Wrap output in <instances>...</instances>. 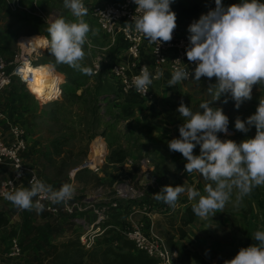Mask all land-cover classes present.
<instances>
[{
	"label": "rangeland",
	"instance_id": "rangeland-1",
	"mask_svg": "<svg viewBox=\"0 0 264 264\" xmlns=\"http://www.w3.org/2000/svg\"><path fill=\"white\" fill-rule=\"evenodd\" d=\"M8 1L3 0L4 4H0V53L6 59L13 60L19 50L25 49L28 52L25 47V41L29 39L27 37H38L34 39L43 40L44 47L34 53L28 52L29 59L32 63L50 65L52 80L48 83L49 87L55 81L58 84L53 96L49 99L40 98L34 94L42 96L48 84L42 90L31 85L28 88L14 75L9 85L0 92V109L4 118L9 122L22 124L27 129L28 152L25 153L24 162L35 168L41 182L53 189H58L63 183L71 184V197L74 198L97 194L111 199L115 181L123 182L128 179L127 174L132 173L135 179L132 181L137 185L141 184L149 197L165 184L191 185L204 194V185L208 181L195 172H184L185 158L179 152L169 151L167 141L178 137L177 126L183 120L176 112L178 103L183 100L191 110H199L201 100L211 99L208 87L211 86L209 83L215 82V78L208 80L201 77L200 81L190 79L176 94L171 93L154 103H141L134 108L133 114L124 118L121 112L111 110L108 100L111 90L101 74H84L66 64H56L54 57L45 48L48 39L46 28L50 18L61 16L66 21L76 19L70 9L64 7L63 0H38L37 7L31 10L27 6L14 10L11 7L15 1L10 0V5L7 4ZM233 2L235 0H222L226 5ZM181 3L186 7L197 4L200 8L195 16L175 27L177 32L187 36V25L213 7V0H181ZM84 20L90 30L82 46L85 55L80 63L92 69V62L102 52V46H107L111 39L101 38L97 32L93 34V29H97L95 23L87 16ZM93 37L94 40L91 39ZM116 44L120 45L118 37ZM114 47L115 44L108 50ZM107 55L110 58L114 56L109 51ZM18 62L16 69L20 67V61ZM99 75L101 77H96ZM260 97H264V86L253 85L251 99L242 102L238 109L233 107L231 99L227 103L221 102L223 98L212 101V106L220 107L227 115L228 126L232 130L229 137L218 136L238 142L254 135V127L241 132L234 128L233 122L237 117L243 120L251 114ZM128 104L126 97L120 102L121 106ZM6 125L8 124L4 123L0 127L5 128ZM122 150L125 153L123 161H108L110 158H118ZM193 153L198 154V146L193 149ZM138 156L148 159V162L140 164ZM129 159L132 161L128 162ZM85 161H88L89 167L79 169ZM7 171V175L12 173ZM137 177L142 178V183H138ZM235 196L234 188L223 209L206 218L196 216L188 226L181 225L180 217L186 214L187 206L195 200L189 201L186 193L178 196L175 206L161 210L160 213L155 212L158 207L154 206L150 215L137 214L134 221L145 230L153 223L154 232L166 241L171 240L169 246L177 251V261H181V264H195L188 252L199 253L212 264H223L239 247L255 243L252 240L255 230H264V185L254 187L239 203H234ZM10 205L16 207L12 203L0 204L5 208ZM23 211L26 212L19 216H15L13 211L9 215L12 221L5 225L8 240L4 247L0 244V248L5 251L10 240L16 238L22 253L15 259L4 260L3 264H39L40 260L45 264V259H42L51 245L75 239L80 228L82 230V226L70 217L60 219L37 212L33 208ZM115 217L113 214L111 220ZM41 223L49 227L59 226L52 228L53 232L46 234L45 240L38 238L35 244V239L42 233ZM178 228L186 232L183 239L177 235ZM116 238L119 240L122 237ZM46 240L51 244H44Z\"/></svg>",
	"mask_w": 264,
	"mask_h": 264
},
{
	"label": "clouds",
	"instance_id": "clouds-1",
	"mask_svg": "<svg viewBox=\"0 0 264 264\" xmlns=\"http://www.w3.org/2000/svg\"><path fill=\"white\" fill-rule=\"evenodd\" d=\"M173 0H132L135 5L131 23L134 31L155 46L172 39L176 27L175 13L170 8ZM64 7L76 18L66 21L61 16L50 18L46 31L45 48L54 57L56 64H66L84 74L92 69L82 66L89 25L83 19L88 9L83 0H63ZM187 44L185 56L192 64L191 72L186 66L174 64L166 85L173 86L188 80H211L208 93L210 100H201L199 110L193 111L181 100L176 112L183 118L178 127V137L167 141L169 151L179 152L185 162L184 172L197 173L205 181L204 194L194 186L165 184L154 193L153 199L175 206L180 194L186 193L195 216L206 218L224 208L236 189L234 203L259 185H264V97L258 98L255 110L243 120L234 119L236 130L247 132L255 128V134L238 142L217 133H226L228 117L212 101L229 99L234 108L251 99L253 85L264 86V0H235L230 4L213 0V7L201 13L186 27ZM159 69L152 76L142 66L139 74L131 79L130 87L141 95L148 91L153 79H159ZM198 146V154L193 149ZM71 184L63 183L53 189L39 180L30 187H19L13 191H0V197L20 209L39 208L33 197L46 196L58 203L70 199ZM247 246L239 247L236 253L223 264H264V230H255Z\"/></svg>",
	"mask_w": 264,
	"mask_h": 264
},
{
	"label": "built area",
	"instance_id": "built-area-1",
	"mask_svg": "<svg viewBox=\"0 0 264 264\" xmlns=\"http://www.w3.org/2000/svg\"><path fill=\"white\" fill-rule=\"evenodd\" d=\"M13 1L15 4L11 8L19 9L18 1ZM83 3L88 9L87 18L97 27L93 29V34L97 32L101 38L111 39L107 46H102V52L92 62V74H101L109 79L121 97H127L133 93L142 99L143 103H154L163 100L171 93L176 94L181 86L190 80L189 78L173 86L166 85L173 65L177 64L176 59L180 60L179 65L186 66L191 72L192 64L187 60L184 51L187 44L186 35L174 29L172 39L161 43L158 51H155V46L136 33L132 27L131 17L135 11L132 0H83ZM117 37L120 43L118 46ZM91 39L94 40V37ZM114 44L118 50L110 58L107 53L111 49H108ZM29 54L25 49H21L13 60H8L0 53V92L9 85L11 78L17 75L18 69L25 60L30 61ZM18 61H20V67L16 69ZM142 66L147 67L152 76L157 69L162 73L159 79H153L144 96L129 86L132 77L139 74ZM10 68L13 70L9 71ZM19 79L21 80L20 77ZM21 83L26 85L25 81L21 80ZM110 99L113 101L112 105L116 107L119 98L111 94ZM4 123L8 125L5 129L0 127V165L11 168L12 173L0 177V191H13L19 187L28 188L34 180L41 181V179L35 168L24 162L25 153L28 151L26 130L21 125L10 123L0 110V126ZM231 134L230 126H227L226 133H217L220 137H229ZM131 161L132 159L128 160V162ZM138 162L147 163L148 159L139 156ZM86 167H89L88 161H85L79 169ZM113 186L111 199L99 197L97 194H85L82 198L71 197L53 203L41 194L33 197V200L39 201L40 204L39 208L33 207V209L60 219L63 217L75 219L76 224L82 226L78 240L85 248H89L98 237L111 233L130 241L136 249L144 251L149 257L155 259L157 264H181L177 261V251L168 246L161 235L153 231V223L149 229L145 230L141 224L134 221L137 214L150 215L154 206L158 207L156 213L169 209L170 206L153 199V195L151 197L146 195L141 184L137 185L132 179L123 182L115 181ZM0 202L11 204L3 197H0ZM113 214L116 215L115 220H111ZM84 215L91 219L88 220ZM124 222L126 225H123ZM20 254L19 242L16 238H12L5 251L2 247L0 248V264H3L6 259H15Z\"/></svg>",
	"mask_w": 264,
	"mask_h": 264
},
{
	"label": "trees",
	"instance_id": "trees-1",
	"mask_svg": "<svg viewBox=\"0 0 264 264\" xmlns=\"http://www.w3.org/2000/svg\"><path fill=\"white\" fill-rule=\"evenodd\" d=\"M1 3L4 4L3 0H0V4ZM170 8L175 13L176 26L181 25L186 19H189L190 17L192 18L200 10L199 5L194 4L186 7L181 3V0H173V2L170 4ZM117 50L118 48L116 46L112 48L110 52L114 54ZM96 77L101 76L99 75ZM101 78H103L107 82L111 90V93L108 95L111 110L116 113L121 112L120 114L122 115V117L126 118L130 116L131 114H133L134 108L140 106V104L143 103L142 99H140L133 93H130L129 96L126 97L129 100V104L127 106H121L120 102L124 97H121L118 94L109 79L103 76ZM111 94L119 98V103L116 107L112 105L113 101L110 99ZM19 125L23 126L22 124ZM23 128L25 127L23 126ZM25 130L26 134H28L26 128ZM123 151L124 150H122L120 154H118V158H110L108 161L110 163H119L123 161L125 157V153ZM5 217L6 216L4 215H1L0 217V221H3V225L7 224V219ZM195 217L196 216L191 211V204H189L186 208V214L180 217L181 225L188 226L194 221ZM113 220L115 219L113 218ZM70 223L73 224V222ZM40 227L42 229V233L35 239V244H37L36 240L38 238L41 240H45V235L53 232L52 226L49 227L46 226V224L41 223ZM37 228H39V226H37ZM177 235L180 239H183L186 236V232L181 228H178ZM117 236V234L111 235V233L104 234L101 237H98L89 248H85L83 245H81L78 237H76L75 239L67 240L60 244H53L51 245L47 254H45V258H43L42 260L45 259V264H157V261L155 259L149 257L144 251L136 249L130 241L125 238H120L119 240H117ZM47 242L50 243L48 240H46L44 244H47ZM165 242L168 246L169 244H171L170 239H167V241L165 240ZM35 254L37 255L38 252H36ZM188 254L195 264H212L197 252H188ZM179 262L182 263L181 261ZM39 264H43V261L40 260Z\"/></svg>",
	"mask_w": 264,
	"mask_h": 264
},
{
	"label": "bare ground",
	"instance_id": "bare-ground-1",
	"mask_svg": "<svg viewBox=\"0 0 264 264\" xmlns=\"http://www.w3.org/2000/svg\"><path fill=\"white\" fill-rule=\"evenodd\" d=\"M27 47L28 52L34 53L37 50L42 48V44L39 42H28L25 44ZM19 73L17 74L22 82H26V86L29 88V85L38 88V90H42L49 82L51 83V68L43 63H32L29 60H25L24 64L18 69ZM47 85L45 92L42 96L38 94H34L36 97L44 98L46 97L49 99L53 96L58 88V84L53 82ZM49 87V88H48Z\"/></svg>",
	"mask_w": 264,
	"mask_h": 264
},
{
	"label": "crops",
	"instance_id": "crops-1",
	"mask_svg": "<svg viewBox=\"0 0 264 264\" xmlns=\"http://www.w3.org/2000/svg\"><path fill=\"white\" fill-rule=\"evenodd\" d=\"M11 1H13V0H11ZM10 0L8 1V5H10V2H11ZM18 1V5L20 6V8L19 9H21V8H24V7H26L27 6V8H29L30 10L31 9H33V8H35V7H37V5H38V0H30V1H26V0H17ZM195 1H197V0H195ZM38 9H39V7H38ZM21 12V11H20ZM27 38H29V39H27L26 41H25V44L26 43H28V42H31V41H39L41 44H42V48L44 47L43 46V40H37V39H34V38H38V37H27ZM32 39V40H31ZM48 65V64H47ZM49 67H50V65H48ZM51 68V67H50ZM52 69V68H51ZM1 110V109H0ZM1 112H2V110H1ZM10 123H12V122H10ZM12 124H16V123H12ZM19 125V124H18ZM138 158H139V156H138ZM137 159V158H136ZM138 161V160H137ZM101 163H103V160L101 161ZM7 170H10V171H12V169L11 168H9V167H7V166H2V165H0V177H2L3 175H7V173H8V171ZM9 175V174H8ZM128 176V179H133V177H134V175L132 174V173H128L127 174ZM131 177V178H130ZM133 180H135V179H133ZM136 180L138 181V183H142V178H139V177H137L136 178ZM27 188V187H26ZM0 204H5V203H2V202H0ZM11 207H12V205H10ZM10 206H8L7 208H5L4 206H0V217H1V215H4V216H6L5 218L7 219V224L6 225H8V224H10L11 223V221H10V214L12 213V211L14 212V215L15 216H19V215H21L22 213H25L26 211H23V209H20V208H18V207H12L13 209H12V211H11V208H10ZM11 211V212H10ZM2 222V223H1ZM52 226V225H51ZM41 227H42V225H41ZM53 228L55 227H58V224L56 225V226H52ZM5 232H6V229H5V225H3V221H0V244L2 245V247H4V245H6L5 243H7V240H8V236L7 235H5ZM0 245V246H1Z\"/></svg>",
	"mask_w": 264,
	"mask_h": 264
}]
</instances>
